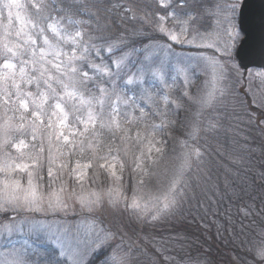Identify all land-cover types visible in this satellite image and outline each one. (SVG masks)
I'll list each match as a JSON object with an SVG mask.
<instances>
[{"label":"rangeland","instance_id":"rangeland-1","mask_svg":"<svg viewBox=\"0 0 264 264\" xmlns=\"http://www.w3.org/2000/svg\"><path fill=\"white\" fill-rule=\"evenodd\" d=\"M7 2L8 0H0V52L5 45L13 47L22 44L29 35L34 36L37 31L33 27L36 22L26 13L24 6L20 9H12L13 16L9 19V10L3 7ZM18 2L23 5L22 0ZM203 2L204 5L200 7L195 0H183V5L180 0H173L171 11L176 12L181 19H186L188 13L197 17L194 23L185 25L168 22L167 27L180 36L179 41L166 42L160 36L156 39L149 35V40L141 47L122 49L129 53L132 63L128 67L132 68V64L148 54L144 46L149 45L151 53L166 62L168 76L163 81L148 76L140 86L127 85L120 81L117 88L118 95L109 92L108 96H105L91 84L87 88L72 85L68 73L70 68L77 67L79 62L69 65V55L73 49H76V56L83 55L84 50L93 42L81 41L80 37L62 30L57 25H40L45 27V35L49 42L45 44L43 39L37 40L35 60L40 59L39 50L42 47L45 50V63L36 64L35 67L31 62L25 65V73L28 76L39 77V69L42 67L45 79L51 77L49 83L55 90V99L43 80L39 88L35 84L30 85L21 80L19 76L21 65L12 58L10 62L16 64V68L12 71L16 73L15 85L19 86L17 88L12 79L8 78L7 70L3 68L4 58L0 55V99L3 100L0 102H4L0 113V206L7 207L6 211L0 212L9 213L7 219L0 221V264H21L22 260L29 257L32 258L30 264H34L36 259L34 253L38 250L47 253L41 264H58V260L62 258H58L53 244L43 235L37 240L35 233L29 231L33 226L39 227L41 224L50 226L53 232L57 229H68L70 235L79 234L82 237L93 227L112 229L118 233V240L123 238V244L129 250L139 248V252L136 250L133 252L135 264H148L144 261L146 257H143L141 252L142 244L132 240L125 228L143 219L149 223L156 222L168 211L175 209L176 207L168 209L163 207L169 199L168 190L156 195L134 184L132 190L128 192L123 184L121 165L118 163L121 154L126 153V149L116 150L110 155H102L105 159L100 162V168L107 177L104 185L97 183L93 178L95 184L90 186L89 164L78 158L69 163L64 156L73 151L78 153L82 144L91 149L93 139L99 134L98 132L116 133L126 124L133 122L136 117L148 118L150 115L145 114L147 108L158 106L157 114H159L162 105L171 97L174 99L171 101L174 108L182 107V102L176 101L179 98L176 92L180 90L181 95L191 98V89L194 85L197 86L194 93L199 97L198 115L205 113L208 115L207 119H210L216 113L225 114L227 120H230L227 125L231 124L233 129H240L234 126L233 122H238L236 118L248 120L252 117L259 120L260 114L252 106L255 105L264 111V68L243 69L235 58V49L242 36L238 28L242 0H204ZM17 11L20 12L23 23L16 19ZM52 27L56 28L55 32L52 31ZM17 32L21 33L19 37L16 35ZM116 42L118 41L112 43ZM96 45L107 48L104 43ZM225 45L230 56L226 61L228 65L226 81L219 79L220 65L215 62L221 59L217 49ZM55 52H60L62 55L57 58ZM103 55L107 63L110 59L121 55V48L117 44L113 53L104 51ZM21 59L32 61L33 58L24 56ZM57 63L61 65L59 71L54 67ZM177 69L188 71L185 75ZM61 73L64 75L61 76ZM57 81H62V84ZM221 88L225 89L223 95L220 92ZM18 91L32 94L23 97L28 102L27 109L18 103ZM57 102L61 105L60 109L55 108ZM35 111L41 113L39 118L32 115ZM262 117L260 122L264 124V115ZM200 118L202 120L204 117L200 116ZM33 122L36 127L35 133L31 128ZM156 124L159 126L160 122ZM21 125L27 128L24 134L20 132ZM10 129L15 130L14 136L9 133ZM208 133L200 128L196 136L191 138L190 147L199 143L204 145L203 142L206 143L204 140L209 138L206 136ZM31 134H37L40 142H34ZM88 135L89 138H86ZM64 136H68L67 141L64 140ZM145 138L144 153L147 154L149 148H153L154 145L151 144L149 137L145 136ZM5 140L9 143L5 144ZM35 154L40 161L34 159L33 162H27ZM144 158L151 160V157ZM41 163H46L47 184L53 178H56L58 183L50 184L46 188L44 181L39 182L42 179L38 175ZM49 171L52 175H49ZM94 171L97 173V169ZM98 181L100 182L101 179ZM201 186L200 183L196 185L197 189ZM190 196L188 204L191 202L194 205L199 196L195 192L194 195L190 193ZM57 200L61 204L55 208L48 207L50 202L55 204ZM117 204L119 209L116 207ZM134 204L136 207H133ZM16 205L22 208H15ZM153 216L157 217L155 221L152 220ZM253 244V252L264 248V231L254 238ZM109 250L92 251L85 245L79 258L80 264H88L96 259L100 252L107 251L96 263L104 264ZM144 252L148 253L146 250ZM251 257L248 264H255L252 255ZM244 260L247 262V258ZM154 261L162 264L158 258H154ZM194 264L200 263L196 260Z\"/></svg>","mask_w":264,"mask_h":264},{"label":"trees","instance_id":"trees-1","mask_svg":"<svg viewBox=\"0 0 264 264\" xmlns=\"http://www.w3.org/2000/svg\"><path fill=\"white\" fill-rule=\"evenodd\" d=\"M195 1L200 7L206 3L204 0ZM22 2L26 13L36 23V8L33 6L46 5L41 14L50 16V19L42 25L54 24L75 35L79 31L81 41L91 40L90 43L100 44L105 38H111L110 42L122 39L126 47L137 48L149 40V35L156 39L160 36L141 19L145 13L156 11L154 0ZM134 15L139 18L133 20ZM133 29H140L139 34H134ZM196 88V85L192 87L191 98L181 95L180 90L176 92L179 97L176 101L182 102V107L174 108L171 103L174 99L171 97L164 105L160 104L159 114L162 115L157 114L158 106L147 108L145 114L150 115L148 118L136 117L116 133L98 132L91 149L82 144L78 153L73 151L64 158L69 163L75 158L88 163V184L93 186L96 179L97 183L104 185L106 174L100 168V162L105 159L102 155L126 149L118 163L128 192L136 184L146 192L163 194L169 189L172 174L181 162L180 157L191 145L188 133L192 131L193 123L199 121L200 128L204 130L209 122L205 113L198 115L199 97L194 93ZM3 104L0 102V113ZM252 108L260 114L259 120L252 117L248 120L236 118L238 122H233L234 126L240 129H233L231 124L227 125L230 120L222 114L225 118L216 130L206 134L209 136L208 140H204L206 143L191 146L204 153L203 161L193 173L202 185L200 189L196 185L194 187V192L199 196L194 205L191 202L188 204L189 199H186L181 207L168 211L156 222L149 223L143 219L126 226L129 237L142 244L141 252L146 257V263L158 264L154 261V258H158L162 264H194L196 260L200 264H248L252 257L247 253L253 252V240L264 231V124L260 122L264 111L255 105ZM200 116L205 119L201 120ZM159 122V126L155 125ZM9 133L12 136L16 134L12 129ZM33 135V141L39 143L38 135ZM145 136L154 145L147 154L144 153ZM198 136L202 137L201 134ZM36 157V154L32 155L27 162H33L34 159L40 161ZM144 157H151V160ZM39 171L38 175L42 178L39 182L44 181L46 188L58 183L53 178L47 184L46 163H41ZM246 208L250 210L247 218L243 216ZM8 215V212H0V221L7 219ZM135 250L139 252V248L135 247ZM106 252H100L88 264H96ZM244 258H247V262Z\"/></svg>","mask_w":264,"mask_h":264},{"label":"snow or ice","instance_id":"snow-or-ice-1","mask_svg":"<svg viewBox=\"0 0 264 264\" xmlns=\"http://www.w3.org/2000/svg\"><path fill=\"white\" fill-rule=\"evenodd\" d=\"M181 5H183V0H180ZM154 4L156 7V11L151 14L145 13L144 17H142V21L144 23L149 24L152 27V31L160 34V36L167 42H176L180 40V36L172 32V29L167 27L168 22H173L179 25H185L189 23H194L197 19L196 16L191 13L186 14V19H181L176 12L171 11L173 8V0H154ZM3 7L7 8L9 19L13 16L12 9H20L23 7L18 0H8L7 3L3 5ZM36 8L37 15V23L33 25L34 28L37 29L34 36L29 35L27 40L23 41L20 45H14L13 47L4 46L0 55L3 56V68L7 70L8 78L12 79L13 84L15 85V77L16 73L12 71L16 68V64L10 62L12 58H15L19 64L21 65L19 68V76L20 79L26 82L27 84H35L37 88L40 87V82L43 80V83L51 90L53 99L56 98L55 90L51 88V84L49 80L51 77L45 79L44 70L41 67L39 69L40 76H28L25 73V65L28 63H32L33 67L36 64L45 63V50L44 48H40L39 55L40 59L35 60L36 57V44L38 39H43L45 44H48V37L45 35V27H41L40 25L46 24L49 17H44L41 13L47 7L43 4L34 5ZM152 7V5H149ZM16 19L23 23V18L19 11L15 13ZM133 20L136 19L135 16L132 17ZM52 31L55 32L56 28L52 27ZM134 34H139L140 29H133ZM183 33V29H182ZM16 35L19 37L21 35L20 32H17ZM81 33L79 31L76 32V37H80ZM111 38H105L103 43L107 45L105 49L103 45L97 46L95 43L88 45V47L84 50V54L81 56H76V49H73L71 54L69 55L68 64L72 65L73 63L79 62L77 67H71L70 73H68L71 83L74 87L83 86L87 88L88 85H93L95 89L105 95L108 96L109 92L112 95H118L117 88L119 87V82L123 81V83L127 85L137 84L138 86L142 85L146 81V77L153 76L159 78L161 81L165 80L168 76V69L166 67V62L163 59H159L155 57L149 48V45H145V52L147 55H143L142 58L138 59L135 64H132V68H129L128 65L132 63L129 58V53L122 51L123 48L126 47L124 41L121 39L116 43L110 42ZM75 44L76 41L74 40ZM191 43V41H189ZM117 44L121 48V55L115 57L114 59H110L107 63H105V57L103 55L104 51L109 53H113L114 48H116ZM16 49L15 51L13 49ZM220 55V61H215L220 65V76L219 79L227 80L228 74V65L226 63L227 59L230 58L228 47L225 45L222 48L217 49ZM54 55L59 58L62 54L60 52H55ZM28 56L32 57V61H26L21 59V57ZM56 69L59 71L61 65L57 63L54 65ZM113 67L115 70H113ZM134 69V71H133ZM177 71L184 72L187 74V69H177ZM64 73H61L63 76ZM57 83L62 84V81H57ZM19 88L18 85H15ZM225 89L221 88V95L224 94ZM25 95H32L31 93H20L17 92L18 103L23 106L25 109L28 107V102L23 97ZM41 95H44L41 93ZM10 98V97H9ZM55 108L60 109L61 105L59 102L55 103ZM34 117L39 118L41 115L40 112L35 111L32 113ZM224 115L217 113L213 117H210L209 122L205 125V131L211 132L216 130L220 124V121L224 119ZM64 120H61V124L63 125ZM33 133L36 131L35 123L31 125ZM200 131V123L199 121H195L192 125V131L188 133L189 137H195L197 132ZM21 134L27 132V128L21 125L20 129ZM7 136V132L5 133ZM35 139V135L32 137ZM65 141L68 140V136L63 137ZM9 143V141L5 140V144ZM23 143V141H21ZM163 143V142H161ZM186 147L187 144H185ZM204 159V153L200 151L197 147H188V150L182 154L180 157V164L178 168L173 172L172 177L169 182L168 195L169 199L167 203L164 204V209H168L170 207L179 208L182 206L183 202L186 199H190V193L194 195V187L198 183L197 176L194 175V170L198 169L200 163ZM26 167V166H25ZM49 175H52L51 171H49ZM31 183V181H30ZM58 204H61L59 200L55 204L49 203V208H55ZM66 206V205H65ZM117 209H119V205L117 204ZM133 207H136L134 204ZM15 208H22L20 205H16ZM7 207L0 206V211H6ZM39 211L40 209H36ZM123 211V210H121ZM250 210L245 209L243 212V216L247 218ZM157 219L156 216L152 217V220L155 221ZM146 222V221H145ZM242 230H243V222ZM30 232L35 233V238L39 240L41 235L44 236L46 240L51 242L54 248L57 250L58 258H62V260H58V264H80V256L82 248L87 245V247L91 248L92 251H99L101 249H110L105 256L104 264H135L133 260V250H129L123 244V238L120 240L117 239L118 233L109 228L99 227L93 229L86 234L85 236H80L79 234L70 235V230L68 229H57L55 232L51 230L50 226H45L41 224L39 227L33 226ZM30 239L32 237H29ZM253 256V261L255 264H264V248L258 249L255 252H249ZM36 257L34 264H41V260L47 256L46 252L36 251L34 253ZM32 258L29 257L26 260H22L21 264H30Z\"/></svg>","mask_w":264,"mask_h":264},{"label":"water","instance_id":"water-1","mask_svg":"<svg viewBox=\"0 0 264 264\" xmlns=\"http://www.w3.org/2000/svg\"><path fill=\"white\" fill-rule=\"evenodd\" d=\"M238 28L242 34L235 49L238 65L264 68V0H242Z\"/></svg>","mask_w":264,"mask_h":264}]
</instances>
